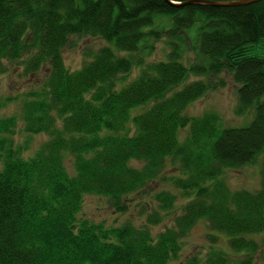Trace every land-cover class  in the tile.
<instances>
[{
	"label": "trees",
	"instance_id": "1",
	"mask_svg": "<svg viewBox=\"0 0 264 264\" xmlns=\"http://www.w3.org/2000/svg\"><path fill=\"white\" fill-rule=\"evenodd\" d=\"M156 14L172 17L168 32L180 40L197 23V57L189 65L180 41L166 60L121 55L162 37L163 31L144 30ZM84 36L106 44L71 69L63 51ZM262 39L264 0L240 6L0 0V74L45 70L39 87L23 97L21 117H0V264H170L201 219L214 241L224 236L231 250L218 248L185 264H253L257 253L264 262V243L255 237L264 231V56L246 49ZM135 60L144 65L126 82ZM221 74L238 84L236 112L253 115L244 126L222 127L215 112H185L225 83L212 81ZM19 122L30 135L48 136L29 156L16 140ZM183 129L188 135L181 140ZM260 156V187L232 190L225 170ZM170 163H179L174 185L189 197L181 213L168 190L155 195L160 210L144 221L107 224L82 213L88 195L128 212L133 196ZM165 217H173L172 225L155 233Z\"/></svg>",
	"mask_w": 264,
	"mask_h": 264
},
{
	"label": "rangeland",
	"instance_id": "2",
	"mask_svg": "<svg viewBox=\"0 0 264 264\" xmlns=\"http://www.w3.org/2000/svg\"><path fill=\"white\" fill-rule=\"evenodd\" d=\"M173 19L169 15L156 14L154 16V22L144 28L145 31L150 29L163 31L162 37L156 40H143L141 42V50L139 52H122L121 55L129 56L135 55L142 59H154V60H166L167 54L170 51L173 42H181V46L184 49V58L182 61L189 65L196 57L197 53L194 49V37L196 34L197 23L191 26L188 30L182 31V40L178 39L175 35L170 34L168 31L171 29ZM153 45L143 48L144 44ZM106 44V42L93 36L77 37L74 39L72 45L66 47L63 51L66 64L71 69L80 68L87 58L85 56L88 50H95L99 46ZM247 53H256L264 56V39L261 42L247 46ZM150 50V55L147 56ZM143 63L139 61L134 62L132 72L125 75L124 81L129 82L135 78L143 67ZM5 74H0V117L16 114L21 117L22 101L26 92H29L32 88L39 87L41 79L45 75L43 69L39 73L31 76H24L20 71L13 70ZM221 77L225 80L224 84H217ZM196 76H191L190 81L197 79ZM123 81V79H121ZM187 80V82H189ZM213 83L217 84V88L211 89L202 98L191 103L186 109V114L191 116L202 115L206 112H215L220 115V123L222 127L230 126H244L252 118V113L238 114L236 112V105L238 102L237 88L238 84L232 80L228 74H221L220 77H213ZM219 85V86H218ZM9 98H11L9 100ZM188 135V130L183 129L180 132V139L184 140ZM48 138L45 134L30 135L23 130V124L18 123L16 140L18 143H23L28 146L24 150V154L29 156L33 154L39 146ZM260 156L253 164H249L240 169H227L223 175L226 183L232 190L248 189L256 190L261 184V160ZM169 164V168L166 172L156 179L153 183L138 194L134 195V200L129 205V210L126 213L119 212L115 206L110 203V200L105 197H99L95 195H88L84 198L82 206V213L96 221H104L107 224L121 223L125 219L133 221H144L154 213L155 210H160L158 207L157 199L155 195L161 191L168 190L177 195V200L174 206V211L177 214L182 212V207L189 200L187 195H184L183 191L176 187L174 184V177L180 176L179 163ZM173 217H165L164 224H158L154 226L155 233L164 229L165 225H172ZM212 230L210 224L201 219L196 222L194 227L190 230L188 235L184 239L183 249L180 253V258L171 262L170 264H185L188 260L194 256L204 259L207 254L218 248L230 251L228 242L224 236H217L218 240L214 241L211 234ZM255 237L264 243V231L258 233ZM264 246V244H263ZM246 256V255H242ZM254 262L257 264H264L262 255L258 253L253 255Z\"/></svg>",
	"mask_w": 264,
	"mask_h": 264
},
{
	"label": "water",
	"instance_id": "3",
	"mask_svg": "<svg viewBox=\"0 0 264 264\" xmlns=\"http://www.w3.org/2000/svg\"><path fill=\"white\" fill-rule=\"evenodd\" d=\"M168 2L176 5H209V6H240L255 3L261 0H187L185 2H176L173 0H167ZM257 264V263H253Z\"/></svg>",
	"mask_w": 264,
	"mask_h": 264
}]
</instances>
